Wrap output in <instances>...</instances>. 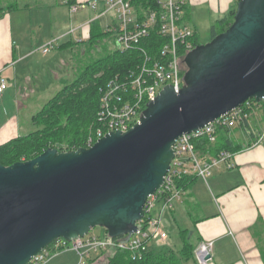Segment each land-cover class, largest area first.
I'll list each match as a JSON object with an SVG mask.
<instances>
[{
	"label": "water",
	"instance_id": "95a60500",
	"mask_svg": "<svg viewBox=\"0 0 264 264\" xmlns=\"http://www.w3.org/2000/svg\"><path fill=\"white\" fill-rule=\"evenodd\" d=\"M182 62V87L166 85L127 132L0 165V264H28L58 239L71 242L96 227L129 239L163 185L175 142L264 99V0H238L231 25Z\"/></svg>",
	"mask_w": 264,
	"mask_h": 264
},
{
	"label": "crops",
	"instance_id": "0c3cea01",
	"mask_svg": "<svg viewBox=\"0 0 264 264\" xmlns=\"http://www.w3.org/2000/svg\"><path fill=\"white\" fill-rule=\"evenodd\" d=\"M15 1L17 8L5 11L0 16V80L7 83V89L0 96V145L20 137V110L24 109L23 103L32 107L39 102L35 95L37 90L47 89L49 93L48 88L66 81L67 63L62 59L60 64L57 55L76 43L88 41L92 24L89 23L91 19L74 24L69 16L67 29L57 33L54 32L53 24L51 28L47 26L44 10V6H50L52 0H22L20 4ZM68 1H74L75 4L89 0L60 2L67 10ZM234 2L236 0H185L183 18L189 20L185 24L191 27L198 38L201 23L213 20V25L225 18L235 5ZM48 13L54 19L61 20L60 14L55 11L51 13L48 10ZM68 14L71 15L69 10ZM80 38L83 40L79 41ZM54 40H57L56 46L44 53L43 46ZM53 62L55 66L51 67ZM34 95L35 98L32 97ZM260 113L261 119H254V123H251L254 115L251 112L246 124L232 129L240 131L238 136L230 132L233 144L243 146L242 150L234 153V167L228 170L223 165L218 166L206 181L197 177L189 191L184 193L183 200L167 212L173 222L180 219L191 225L176 229L177 233L180 229L192 230L190 237L193 240L195 235V251L202 244L209 247L211 258L208 264H264L261 254L264 247V230L261 227L264 223V141H259L264 132V116L262 111ZM34 115L29 116L30 121ZM192 205L203 206L205 210L206 205H209L213 209L210 214L191 222ZM175 242L168 234V240L163 245L153 244L151 248L172 251ZM190 262L197 264L195 259L181 264Z\"/></svg>",
	"mask_w": 264,
	"mask_h": 264
},
{
	"label": "built area",
	"instance_id": "2783aa9c",
	"mask_svg": "<svg viewBox=\"0 0 264 264\" xmlns=\"http://www.w3.org/2000/svg\"><path fill=\"white\" fill-rule=\"evenodd\" d=\"M184 5L185 0H158L159 12L141 9L138 13L131 5V0H89L67 4L71 15L80 10H91L94 17L89 21L90 24L104 19L105 23L101 27L112 36L116 51L135 50L155 27L161 36L169 40L162 47L160 58L156 61L139 48L144 62L137 71L125 79L111 81L106 90L101 92L98 124L87 136L86 149L110 132H127L138 123L144 104L152 100L166 85H172L176 91L182 87V60L194 48L190 42L194 32L183 18ZM56 43L57 40H54L43 46V52L47 53ZM181 51H184L183 55ZM6 89V81L0 80V96ZM252 102H246L194 133L182 135L175 142L172 148L174 157L163 185L146 200L144 216L136 224L137 230L129 239L126 240V236L99 238L88 234L71 242L58 239L34 256L28 264H43L51 256L66 250L78 253L79 264H86V261L98 254L116 251L129 252L133 260H140L153 244L163 245L168 240V234L162 225L163 215L180 203L184 195V192L174 188V180L184 175H193L206 181L214 168L221 165L226 169L234 167L233 153L222 151L215 157L203 158L196 152L193 140L206 137L213 144L218 128L234 129L240 123L248 122L253 108L260 111L264 108V99L259 103ZM259 141H264V132ZM199 248L200 251L196 253L198 264H208L204 257L209 254V247L202 244Z\"/></svg>",
	"mask_w": 264,
	"mask_h": 264
},
{
	"label": "trees",
	"instance_id": "16d2710c",
	"mask_svg": "<svg viewBox=\"0 0 264 264\" xmlns=\"http://www.w3.org/2000/svg\"><path fill=\"white\" fill-rule=\"evenodd\" d=\"M237 2L238 0L225 18L211 26L209 41L231 25ZM73 3L74 1L67 2L68 5ZM131 5L138 13L141 9L160 11L158 0H131ZM15 8H17L16 1L6 3L3 6L0 0V16L5 11H11ZM107 37H110V34L102 29L100 21L91 24L89 44L98 45L103 43ZM168 42L169 40L161 36L155 27L150 31L148 37L140 41L135 50L127 52L113 50L86 66L75 80L65 85L31 118V123L36 127L34 132L10 139L0 145V165L8 167L17 162L32 160L48 148L56 149L58 152L85 148L88 134L98 124L101 92L106 90L111 81L125 79L137 71L144 62V57L139 48L145 51L149 58L156 61L160 58L162 47ZM190 42L193 47L200 45L195 33ZM183 54L184 51H181V55ZM185 71L186 69L183 70L182 76ZM147 103L144 104L143 111ZM261 111L264 116V108ZM246 123H240L236 128H241ZM231 131L232 129L218 128L216 141L213 144L209 143L206 137L195 138L193 144L196 152L200 157L208 158L215 157L222 151L234 154L242 150L243 146L234 145L231 141ZM196 179L197 177L193 175L176 178L174 188L185 193L189 191ZM261 227L264 230V223ZM188 233L189 230H179L178 235L182 247L177 253L166 248H150L140 260H133L131 253L116 251L108 254L105 263L102 264H181L194 260L195 245L192 242V237L187 238ZM98 237H108L107 231L101 228V234ZM261 254L264 259V247ZM99 256H93L94 258L86 261V264H93Z\"/></svg>",
	"mask_w": 264,
	"mask_h": 264
},
{
	"label": "rangeland",
	"instance_id": "374dc122",
	"mask_svg": "<svg viewBox=\"0 0 264 264\" xmlns=\"http://www.w3.org/2000/svg\"><path fill=\"white\" fill-rule=\"evenodd\" d=\"M9 1L13 2V0H1V3L3 6H5L6 3H9ZM17 1L20 4V1L22 0H17ZM43 1H48V0H43ZM63 1L64 0H52V3L50 2L51 3L50 6H44L46 8L44 9L45 15L48 19L47 26H50L51 28V25L53 24L54 32L61 33L67 29L69 16L72 19L71 22H73L74 24H76L77 21L82 22L84 20H88V19L90 20L94 17V13L90 10L89 11L80 10L78 15L76 16L75 14L69 15L67 8L63 6L62 4H60V2L62 3ZM235 3L236 2H234V4ZM48 10H50L51 13L55 11L56 14H60L61 20L54 19L52 17L53 15L48 13ZM100 21H101L100 25L103 26V24L105 23V20L102 19ZM186 21L188 22L189 20L186 19L185 22ZM212 22L213 20L212 21L210 20L209 22L201 23V29L198 31V42L200 44H206L209 42V39H210L209 32H210V27L212 26L211 25ZM113 50H114V45L112 41V36H110V37L105 38L103 43H99L98 45L92 46L91 44L88 43V41H84L82 43H76L72 47L60 51L59 54L57 55V60L59 61V63L62 59L66 61L67 65L65 66V68L68 69V77L64 83H61L56 87L48 88L50 90L49 93L47 92L48 91L47 89L37 90V92H35L36 93L35 95H37V97L39 98V102H36L32 107L31 106L27 107V104L23 103V108L25 110L24 109L20 110V113H21L20 122L22 124L20 136L27 135L28 133H32L36 130V127L31 123L29 116L36 114L42 108V106H44L47 103V101H49V99H51L58 91H60L65 85L75 80L86 66L90 65L94 61L100 59L101 57L105 56L106 54L110 53ZM55 51H53V53ZM38 54L40 56V53ZM50 66L54 67L55 63L54 62L51 63ZM182 67H183V70L186 69L184 64L182 65ZM35 70L38 72V69H35ZM35 95L32 97L35 98L36 97ZM252 113L254 115L251 118L252 120L251 123H254L253 122L254 119H258V118L261 119V113L259 110H257L256 108H253ZM252 129L254 130L256 128L252 127ZM231 133H233L234 136L235 135L238 136L240 134V131L232 130ZM211 176L212 174L210 175V177ZM208 178L209 177H207L206 180ZM183 197L184 196H182V200H183ZM195 205H192L190 208L191 209L190 211V221L191 222L201 219L206 214H210L211 213L210 211L213 209L212 206H211L212 209H210L208 207L209 205H206L207 210H205L203 206H202L203 210H201L202 207L200 206L195 207ZM162 225L164 226L165 231L168 232L170 237H172L176 241L175 242L176 246L172 247V251L174 252L180 251L181 240H180V237L178 236L177 229H179V227L180 228H185L186 226L190 227L191 225L185 224L180 219L177 220L176 222H173V220L168 216L167 211L163 215ZM100 234H101V228L96 227V228H93L88 233V236H92V235L98 236ZM191 234H192V230L189 231L187 238H189ZM192 242L193 243L196 242L195 235L193 236ZM99 255L100 254H98V256ZM107 255L108 254H103L102 256L100 255L101 257L99 256L98 259L93 264L105 263L106 261L105 259ZM194 259L196 263L198 264L196 253L194 254ZM43 264H79V256H78V253L74 250H66V251L60 252L59 254L55 256H51ZM189 264H194V263L190 262Z\"/></svg>",
	"mask_w": 264,
	"mask_h": 264
}]
</instances>
